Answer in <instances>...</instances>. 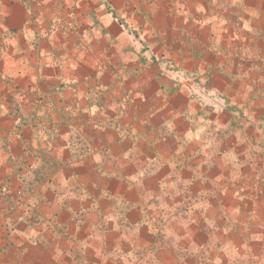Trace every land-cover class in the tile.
<instances>
[{
	"label": "crops",
	"instance_id": "1",
	"mask_svg": "<svg viewBox=\"0 0 264 264\" xmlns=\"http://www.w3.org/2000/svg\"><path fill=\"white\" fill-rule=\"evenodd\" d=\"M0 264H264V0H0Z\"/></svg>",
	"mask_w": 264,
	"mask_h": 264
}]
</instances>
